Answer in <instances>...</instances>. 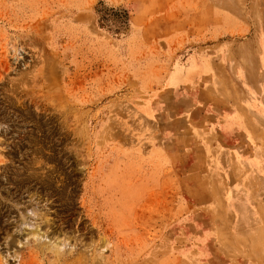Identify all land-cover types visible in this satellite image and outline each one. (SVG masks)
<instances>
[{"label": "rangeland", "instance_id": "rangeland-1", "mask_svg": "<svg viewBox=\"0 0 264 264\" xmlns=\"http://www.w3.org/2000/svg\"><path fill=\"white\" fill-rule=\"evenodd\" d=\"M22 202L70 248L25 243ZM6 250L264 264V0H0Z\"/></svg>", "mask_w": 264, "mask_h": 264}, {"label": "bare ground", "instance_id": "bare-ground-1", "mask_svg": "<svg viewBox=\"0 0 264 264\" xmlns=\"http://www.w3.org/2000/svg\"><path fill=\"white\" fill-rule=\"evenodd\" d=\"M28 202H31V201H28ZM34 204H36V203H34ZM18 205H21L22 208L24 209V211L20 210V209H22L21 207L17 208V210H16L17 211L16 219H17V223H18V226H16V227H18L17 233H23L24 231H27V235H26L27 238L25 240V243L28 242L27 241L28 236L29 237L31 236L35 240L37 247L38 246H40V247L47 246L48 248L45 247L46 250L49 249L51 252L53 250V251H55V253L59 252L58 255L62 253L61 251H63V249H65L66 246H68V248H70L69 247L70 244L67 245L66 239L61 240V239H58L59 237L54 238V235H53V233H55L54 231H52V233H51L52 238H49L46 232H42L43 230L41 231V229H40L41 224L40 223L46 224L47 221L43 220L42 215L38 213V211H40V207L37 206L35 208L28 209L25 206V202L17 203L16 206H18ZM19 211H21V212H19ZM38 221H40V223ZM11 242H15V241L12 240V241L8 242L7 245L11 244ZM16 242H18V240ZM17 245H18V248H20L24 245V242H20V243L18 242ZM34 245H35V243H34ZM8 247H10V246H8ZM8 250H6L5 255L2 256V258L0 259V264H9L12 261H18L19 264H23V259L17 256L16 251L10 252ZM259 254L261 255L262 252L259 251ZM90 256H92L90 259L91 264H95L98 260L99 255H97L95 251H92V254ZM260 262H263V261H260ZM259 264H261V263H259Z\"/></svg>", "mask_w": 264, "mask_h": 264}, {"label": "crops", "instance_id": "crops-1", "mask_svg": "<svg viewBox=\"0 0 264 264\" xmlns=\"http://www.w3.org/2000/svg\"><path fill=\"white\" fill-rule=\"evenodd\" d=\"M202 76H203V75H202ZM202 76H201V77H202Z\"/></svg>", "mask_w": 264, "mask_h": 264}]
</instances>
